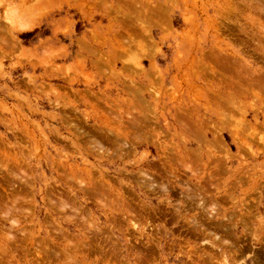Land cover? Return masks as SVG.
<instances>
[{
    "label": "rangeland",
    "instance_id": "rangeland-1",
    "mask_svg": "<svg viewBox=\"0 0 264 264\" xmlns=\"http://www.w3.org/2000/svg\"><path fill=\"white\" fill-rule=\"evenodd\" d=\"M0 264H264V0H0Z\"/></svg>",
    "mask_w": 264,
    "mask_h": 264
}]
</instances>
